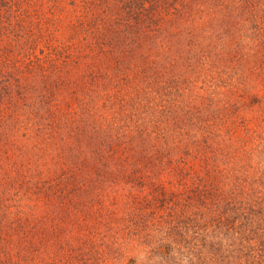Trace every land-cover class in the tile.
I'll list each match as a JSON object with an SVG mask.
<instances>
[{"label": "trees", "instance_id": "1", "mask_svg": "<svg viewBox=\"0 0 264 264\" xmlns=\"http://www.w3.org/2000/svg\"><path fill=\"white\" fill-rule=\"evenodd\" d=\"M59 193L129 211L65 215L62 264H264V0H0V264Z\"/></svg>", "mask_w": 264, "mask_h": 264}, {"label": "rangeland", "instance_id": "2", "mask_svg": "<svg viewBox=\"0 0 264 264\" xmlns=\"http://www.w3.org/2000/svg\"><path fill=\"white\" fill-rule=\"evenodd\" d=\"M211 67L214 68L213 65H208L207 67L203 64L200 65V67H197V69L200 72V76H197V74L192 73L191 78L192 79H197L198 78V84L201 82V84L205 83V85H209L214 72L216 73L217 70L215 69H210ZM229 71V70H228ZM189 76V75H187ZM224 77H222L223 79ZM200 86V84L198 85ZM205 89V88H204ZM198 91V90H197ZM200 93H205L204 91H200ZM219 93L222 96H225L226 93V89H219ZM170 179L167 178H160L159 183H157V186L163 187L165 190H179L181 189L180 187H176L175 182L174 185L173 183L168 184V181ZM155 188V187H154ZM127 189V191L131 190L130 188L124 187L123 190L121 189H109V188H100V189H91V188H87L86 190L89 192L90 191V195H102V197H104V195L106 196H110V197H114L116 196L117 198H120L119 195H121V193H124L125 190ZM141 189H143V191L148 192L151 189H153V187H149V186H143ZM66 195V193H59V195L57 196V200L55 202V208H50L48 207V205H41V209L39 211V213L42 216L41 219V233L40 236L36 238V236L29 234V236L27 237V242H25V244H27L28 246V251L27 253H25V257L27 258V260H25V264H62L61 258L62 256L67 257L68 253L67 252H62V248H59V245L56 246V243H58L59 241H56L58 238H56V236L54 235V232L52 229V227H55V230L57 229L59 232V237H62L61 233V229L64 226L65 223V215L69 216V220L73 221L74 223H84L87 222V224H99L101 227V231L99 232V236L95 235V237L98 238L97 241H106L109 240L111 234H107L106 232V228L104 227L108 222V225H111L110 223H115L114 221L119 220L120 218L123 217V215H125V213H127L128 215V210L126 209L123 210L120 206H116L115 201H111L109 200L108 202H106L105 204H102L101 202L96 203V199L93 198V203H89L86 205L85 208H82L81 211H76V209H66L65 201H62L61 199H59L60 196ZM69 196H72V194H69ZM118 203V202H117ZM86 208L89 210V212L92 215H88V212L86 210ZM80 210V209H79ZM111 213H114V221L110 222L112 219L111 217ZM87 214V215H86ZM51 215L54 217V219L51 218ZM89 216H92V219H88V221L86 220ZM99 216V217H98ZM69 221V222H70ZM110 222V223H109ZM85 224V223H84ZM51 230V232H50ZM47 231V232H45ZM65 237V236H63ZM63 237L61 239H63ZM109 238V239H108ZM61 242H63V240H61ZM10 255L9 257L12 258L13 262H16V258H15V251H10ZM92 256L90 257L88 264H103V259L106 258V256H108L109 254H107V250L104 249V245L99 246V249H93L91 251ZM77 254H79V252H77ZM55 257H51L54 256ZM76 255V254H75ZM99 258V262L96 263L93 262L92 260H94L95 258ZM69 258V257H68ZM52 259H54V261H51ZM72 259V257L70 258ZM141 260V257L139 256V254L137 252H133V253H129V254H124L123 257L118 258L117 260L111 262V264H137L139 261ZM12 263V262H10ZM187 262H183V264H186ZM24 264V261L23 263ZM70 264H72V262H70ZM73 264H81V260H77L74 261Z\"/></svg>", "mask_w": 264, "mask_h": 264}]
</instances>
